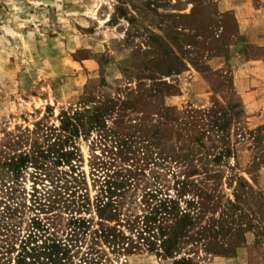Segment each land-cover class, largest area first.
Listing matches in <instances>:
<instances>
[{"label":"rangeland","instance_id":"374dc122","mask_svg":"<svg viewBox=\"0 0 264 264\" xmlns=\"http://www.w3.org/2000/svg\"><path fill=\"white\" fill-rule=\"evenodd\" d=\"M246 2L264 10V0H0V210L23 205L9 226L0 224V264H14L26 242L39 247L45 238L66 245L61 264H173L136 241L132 223L160 199L175 198L182 178L173 153L193 135L210 155L199 151V161L206 157L214 171L208 181L193 179L199 188L210 183L201 223L226 225L227 233L185 242L179 257L185 264H264V65L254 63L264 49L240 35L236 14ZM83 106L89 115L97 109L100 127L68 145L75 173L56 163L53 150L16 181L1 168L14 152L49 149L61 112ZM115 171L127 187L118 198L120 221L109 225L132 242L94 239L95 218L72 235L71 218L94 216L93 209L77 212L73 199L95 203Z\"/></svg>","mask_w":264,"mask_h":264},{"label":"trees","instance_id":"16d2710c","mask_svg":"<svg viewBox=\"0 0 264 264\" xmlns=\"http://www.w3.org/2000/svg\"><path fill=\"white\" fill-rule=\"evenodd\" d=\"M93 111L94 113L89 115V110L83 106L72 112H61L58 117L59 126L51 129V132L55 134L56 143L54 142L45 151L40 150V147L33 146L28 150L19 151V153L14 152L11 158L1 164V168L10 172L11 179L16 181L28 164H35L37 156L48 154L49 150H53L51 153L56 155V163L70 164L71 166V161L75 158V149L68 145L72 144V141L79 135H86L93 128L100 127L98 111L97 109ZM187 120L188 125L195 131L196 126L193 116L187 117ZM210 123L212 127L217 125L215 120ZM194 131L190 133L193 135ZM65 146H68V149H65ZM182 147H178L177 151L173 153L174 165L178 172L177 176L182 178V180H176L174 183L175 198L166 197L160 199L149 214L144 216L142 220L136 219L132 223L133 228L137 229L136 241L148 242L149 251L154 250L159 256L173 260V264H185L187 262L186 258L179 257L183 249L182 245L185 242H214L218 236L223 238L227 233L225 224V226H220L219 229L215 230L209 221L210 219H207L208 221L203 225L201 223L203 212L209 210L207 206L209 203L207 202L206 204V200L210 198V193L206 189V185L209 186L210 183H203L205 184L203 185L204 188H199L198 180L193 179L201 175L207 179L206 181L211 177L213 178L212 174L214 171L211 170V162L206 160V157L210 155L204 148L199 136L193 135V138L189 139V144L184 149ZM187 151L191 153L189 158L187 155H183V152ZM199 151H203L204 156H206L205 161H199L198 155H201ZM225 153H228V151H225ZM195 162L198 164L195 165ZM70 171L75 173L72 166ZM119 171L113 172L111 176H106L107 180H104L103 186L100 188L98 195H96L95 203L91 204L88 197L81 194H78L73 199L72 206L77 207V212L85 211L88 213L90 209H93L94 216L91 217L90 213L88 214L91 220H85V218L82 219L81 217L71 218L68 225L71 228L72 235L79 234V232L85 233V231L89 230V226H92L95 218L97 227L91 232L94 239L111 242L113 245H118L117 242H132L131 239L121 235L115 226L109 225L112 222L118 224L120 221L119 216L121 215L123 203L118 198L122 197L120 195L121 190L127 187V180ZM71 178L76 187H79L81 184L79 175L75 177L72 175ZM243 184H245L249 194L258 195L246 182H243ZM78 189L80 190L81 188ZM67 191L70 190L66 188L64 192L68 194ZM210 191H213V189L210 188ZM76 193L71 191V196L75 197ZM152 197L154 198V196H150V199ZM113 198L116 199L113 200ZM235 199L237 200L238 196H235ZM228 205L233 206L234 204L229 202ZM18 207H23V205L18 204L14 207V205L6 204L2 211L0 210V224L5 223L9 226L12 223L11 221L16 219ZM223 223H226V221H223ZM34 224L40 238L44 237L41 234L43 228L38 223ZM194 229H196L195 232H193ZM220 232H222L221 235ZM38 235L33 234L37 239L39 238ZM30 244L31 242H26L20 254L16 256L14 264H61L64 259L62 257H65L68 251L66 245L55 242V240H49V238H45L39 247L30 248ZM155 246L157 247L154 248ZM203 247L205 252L208 251L207 249H211L210 243L203 245ZM219 249V251H223L221 246H219ZM177 258L179 259L177 260ZM91 264L98 263L92 262Z\"/></svg>","mask_w":264,"mask_h":264},{"label":"crops","instance_id":"0c3cea01","mask_svg":"<svg viewBox=\"0 0 264 264\" xmlns=\"http://www.w3.org/2000/svg\"><path fill=\"white\" fill-rule=\"evenodd\" d=\"M236 14L240 35H245V44L264 49V10L247 2ZM255 61L264 65V59Z\"/></svg>","mask_w":264,"mask_h":264}]
</instances>
